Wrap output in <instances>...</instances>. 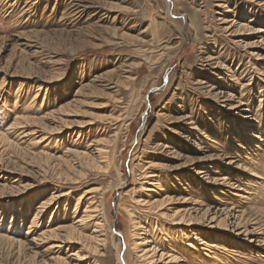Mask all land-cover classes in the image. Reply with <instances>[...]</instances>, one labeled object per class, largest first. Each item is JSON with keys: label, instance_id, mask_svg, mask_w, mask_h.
<instances>
[{"label": "rangeland", "instance_id": "1", "mask_svg": "<svg viewBox=\"0 0 264 264\" xmlns=\"http://www.w3.org/2000/svg\"><path fill=\"white\" fill-rule=\"evenodd\" d=\"M263 46L264 0H0V264H264Z\"/></svg>", "mask_w": 264, "mask_h": 264}, {"label": "bare ground", "instance_id": "2", "mask_svg": "<svg viewBox=\"0 0 264 264\" xmlns=\"http://www.w3.org/2000/svg\"><path fill=\"white\" fill-rule=\"evenodd\" d=\"M264 47V46H263ZM263 50H264V48H263ZM263 58H264V56H263ZM219 90V89H218ZM219 93V92H218ZM218 95L217 94H213V97H217ZM222 96V95H221ZM226 100L225 101H228V99L229 98H231V97H229L228 99L226 98V96L224 97ZM221 100V99H220ZM222 100H224V99H222ZM221 100V101H222ZM230 100V99H229ZM225 103V102H224ZM232 103V102H231ZM240 102H237L236 101V103H232V104H229L227 107H230L231 108V111H235L236 113H234L235 115L236 114H238V113H240V112H242L241 111V106H240V104H239ZM227 104V103H226ZM224 105V104H223ZM242 105V104H241ZM247 136H250L249 134L247 135ZM257 139V138H256ZM261 140V139H260ZM243 147V146H242ZM173 154H176V155H179V153H177L176 151L175 152H172ZM179 156H181V154L179 155ZM227 159V158H226ZM228 159H230V158H228ZM186 165L188 164V165H190V167H192L194 164H195V160H193V159H189V160H187L186 162ZM231 164V163H230ZM183 165V164H182ZM243 168V167H242ZM248 170V169H247ZM250 170V169H249ZM254 172V171H253ZM200 173H203V172H200ZM199 174V173H198ZM202 175V174H201ZM204 175V174H203ZM256 175H257V173H256ZM252 176H254V175H252ZM258 176V175H257ZM153 177H155V176H153ZM203 178H205V177H203ZM216 181V180H215ZM219 181V180H218ZM217 182V181H216ZM219 182H223V183H220V185H225L226 184V182H225V178L224 179H221ZM151 185H157L156 183H151ZM89 193V192H88ZM65 195V194H64ZM171 199V198H170ZM179 200H181V203L183 204V203H185V200H184V198L183 199H179ZM164 204V203H163ZM196 205V204H195ZM159 207H161V205L159 204ZM210 207V206H209ZM199 209V208H198ZM160 210V209H159ZM187 210V209H186ZM208 210V209H207ZM196 211V210H195ZM194 211V212H195ZM209 211H210V209H209ZM208 211V212H209ZM229 211H232V210H229ZM227 212V213H230V212ZM181 213V212H180ZM207 213V212H206ZM198 214V213H197ZM164 215V214H163ZM177 214H175V215H173V216H176ZM227 218H230L229 216H231V214H229V216L228 215H225ZM235 216V215H234ZM244 216V213L242 214V215H239V217L240 218H242ZM90 216H87V218H89ZM183 217V216H182ZM86 218V219H87ZM178 218V217H177ZM181 222H186L185 220H184V217L180 220ZM84 223V222H83ZM188 225H193V223H190V224H188ZM188 225H187V227H188ZM81 226H83V225H81ZM236 227L238 228V230H240V228H242L239 224H237L236 225ZM193 234V233H192ZM195 234V236L193 237V238H191V239H193L192 241L190 240V242L189 241H185V242H187L186 244V246H187V249H189L191 252H198V247H196V246H198V244H196V240H199V241H201L200 240V237L198 236L199 234L198 233H194ZM237 234H239V235H245L246 236V238L247 239H250L251 240V242H258L259 241V239L260 238H262V236H260V233L258 232V230H253V231H249V230H244V231H238V233ZM186 236H185V238L187 239L188 238V236H187V234H185ZM244 236V237H245ZM243 237V238H244ZM245 238V239H246ZM196 239V240H195ZM193 241H196V242H193ZM148 243H151V241H149L148 240V238H144L143 240H142V242H140V244H139V246L141 247V246H144V249H142V251L144 252V254H143V257H145L146 259H148L149 257H151V255L149 256V253H152V255H154L155 253L157 254V257L156 256H152V258H150L149 260H150V264H156V263H158V264H182V263H184L185 264V259H186V257H183L182 255L181 256H179L178 254H180L181 252H184V251H186V250H183V249H185L184 247H181L180 248V250H178V249H176V248H171V246L170 245H168L167 246V248L169 249V252H170V254L171 255H169V256H167L166 257V254L165 253H162L159 257H158V252L160 251L159 250V247H157V246H155V247H151V249H148L149 248V246H147V244ZM206 243L204 242V241H201L200 242V244L199 245H205ZM213 245V244H212ZM59 246V245H58ZM150 246H151V244H150ZM214 246V245H213ZM180 252V253H179ZM187 253H189V252H187ZM168 254V253H167ZM198 254V253H197ZM170 257V258H169ZM156 258H157V260H156ZM168 260V261H167ZM164 261H167L166 263H164Z\"/></svg>", "mask_w": 264, "mask_h": 264}]
</instances>
